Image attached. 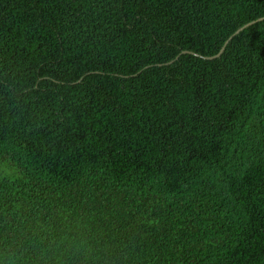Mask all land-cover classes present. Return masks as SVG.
<instances>
[{
	"label": "trees",
	"instance_id": "trees-1",
	"mask_svg": "<svg viewBox=\"0 0 264 264\" xmlns=\"http://www.w3.org/2000/svg\"><path fill=\"white\" fill-rule=\"evenodd\" d=\"M261 17L0 0V264H264Z\"/></svg>",
	"mask_w": 264,
	"mask_h": 264
},
{
	"label": "water",
	"instance_id": "water-1",
	"mask_svg": "<svg viewBox=\"0 0 264 264\" xmlns=\"http://www.w3.org/2000/svg\"><path fill=\"white\" fill-rule=\"evenodd\" d=\"M263 18H264V17H261V18H259V19H257V20H260V19H263ZM257 20H255V21H257ZM255 21H252V22L247 23L246 25L240 27V28H239L234 34L240 32L244 27H246V26H248V25L254 23ZM231 38H232V36L226 41V44L228 43V41H229ZM226 44H225V45H226ZM225 45L222 47V49L220 50L219 53L214 54V55H211V56L201 55V54H199V53H197V52H194V51H188V50H183L181 53H187V52H190V53L195 54V55H200V56H202V57H204V58H215V57L219 56V55L222 53V51H223L224 48H225Z\"/></svg>",
	"mask_w": 264,
	"mask_h": 264
}]
</instances>
